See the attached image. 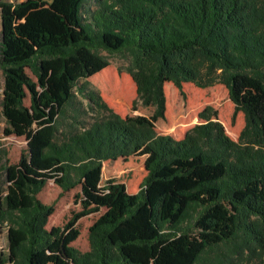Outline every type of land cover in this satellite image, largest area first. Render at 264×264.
<instances>
[{
  "label": "trees",
  "instance_id": "trees-1",
  "mask_svg": "<svg viewBox=\"0 0 264 264\" xmlns=\"http://www.w3.org/2000/svg\"><path fill=\"white\" fill-rule=\"evenodd\" d=\"M84 1L0 0V264L264 259V0Z\"/></svg>",
  "mask_w": 264,
  "mask_h": 264
},
{
  "label": "rangeland",
  "instance_id": "rangeland-1",
  "mask_svg": "<svg viewBox=\"0 0 264 264\" xmlns=\"http://www.w3.org/2000/svg\"><path fill=\"white\" fill-rule=\"evenodd\" d=\"M93 4V0H85L84 7L86 9H91ZM107 60V62L113 66L125 70L129 65L130 61L125 53H114L109 54L106 52L101 53ZM205 69L202 70L204 74ZM212 76H206L203 78L204 80L210 79ZM215 77V76H214ZM4 78L3 72L0 68V102L2 99ZM76 109L70 107L67 109L66 123H71L76 127L74 130L75 133H79L81 129H87L91 123L95 121L96 118H102L104 115L99 113V109L94 104L88 103L85 100H81L80 97L76 100L75 104ZM1 110V108H0ZM75 118L76 120H73ZM6 124L4 119L0 114V145L8 152V159L12 162H15L18 158L20 152L25 148V141L23 139H18L13 136L6 137L3 134V130L5 129ZM76 189L68 192L60 194L59 191L53 186V184H49L48 187L42 192L40 198L44 203H53L55 202L57 213H60V217L55 221V224H60L62 220H65L71 212L76 211L78 206H76L73 201V196L76 193ZM3 196V195H2ZM64 217V218H63ZM89 224V222H83L80 225V229L84 230L85 227ZM76 246L83 250L86 248V241L84 237H81L77 242ZM0 250L3 253L7 252V231L3 228L0 231ZM232 264H264V259L262 258H253V257H242L238 260L234 261Z\"/></svg>",
  "mask_w": 264,
  "mask_h": 264
}]
</instances>
